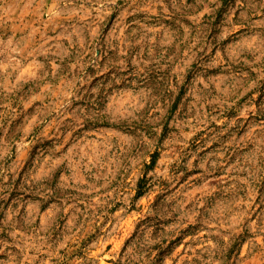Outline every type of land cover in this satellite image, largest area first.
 Masks as SVG:
<instances>
[{
    "label": "clouds",
    "instance_id": "9594fccd",
    "mask_svg": "<svg viewBox=\"0 0 264 264\" xmlns=\"http://www.w3.org/2000/svg\"><path fill=\"white\" fill-rule=\"evenodd\" d=\"M0 264H264V0H0Z\"/></svg>",
    "mask_w": 264,
    "mask_h": 264
}]
</instances>
